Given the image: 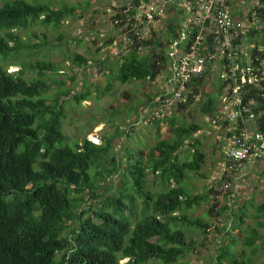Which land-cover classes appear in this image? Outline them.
I'll list each match as a JSON object with an SVG mask.
<instances>
[{"label":"trees","instance_id":"trees-1","mask_svg":"<svg viewBox=\"0 0 264 264\" xmlns=\"http://www.w3.org/2000/svg\"><path fill=\"white\" fill-rule=\"evenodd\" d=\"M174 5L170 9L183 11L180 4ZM75 12L74 5L54 8L28 0H0V264H174L196 246L187 240L186 227L200 230L202 241L208 240L205 235L211 224L192 218L188 210L207 202L210 194L215 203L208 214L220 216L227 211L231 223L217 218L215 247L207 264H256L252 256L264 247V219L257 220L264 214V203L257 205L254 224L242 229L246 205L239 206L236 216L228 201L217 208L216 189L193 194L187 187L192 174L202 175L206 155L194 135L201 125L196 121L178 123L177 113L202 91L204 77L191 80L186 102L171 107L163 117L158 113L169 111L167 108L153 114L155 142L146 151L126 149L122 165L116 154L109 157L111 138L105 143L87 137L68 142L62 129L60 97L49 102L45 94L49 85L42 78L43 69H52V63L41 61L7 71L5 59L11 54L45 44H24L17 30L35 21L57 26ZM131 13L133 9L129 13L119 9L112 19L121 20L115 24L122 26ZM177 18L167 21L163 42L154 39V32L146 38L129 33L133 42L129 51L122 52L124 59L117 65L114 79L121 83L154 80L161 70H167V82L172 75L168 49L178 37L182 16ZM140 46L149 52L140 53ZM252 54L264 59V42L262 50L253 48ZM72 61L81 65L88 59L77 53ZM28 68L36 69L39 76L26 78ZM212 85L214 90L205 93L200 105L209 122L216 117L223 87L216 81ZM164 92L152 93L148 105L162 106ZM88 94L76 93L74 98L79 102ZM249 94L257 100L254 109H263L257 90L251 88ZM164 121L169 126L167 136L159 132ZM257 126L264 130V114ZM185 145L188 154L181 158L178 153ZM114 176L119 179L118 187ZM224 180L222 176L219 186ZM235 227H239V236L232 233ZM239 242L242 246L234 249Z\"/></svg>","mask_w":264,"mask_h":264},{"label":"rangeland","instance_id":"rangeland-1","mask_svg":"<svg viewBox=\"0 0 264 264\" xmlns=\"http://www.w3.org/2000/svg\"><path fill=\"white\" fill-rule=\"evenodd\" d=\"M28 1L31 3H47L54 8L63 5H74L76 12L66 16L57 26L35 21L33 24L17 30L24 44H33L34 46L38 43L45 44L40 47L21 48L17 53L11 54L5 59L7 71H18L21 67L29 64L36 66L41 61L52 63V69H43L44 77L42 78L49 85V89L45 94L48 96L49 102H53L56 97H60L59 103L62 105L63 112L62 129L68 138V142L81 141L83 137H87L93 142L105 143L111 138L109 157L116 154L122 165H125L126 159L123 152L126 149H143L146 151L156 140L155 124L152 118L157 112H160L159 108H161V106L154 108V106L148 105V97L166 87L167 70H161L154 80H134L126 83L116 81L114 79L116 67L124 59L121 40L123 36L129 35V33L136 34L139 32L140 37L146 38L148 33L152 34L154 32V39L163 42L167 21L177 16V19L180 20L182 12L179 13L176 9H168L171 8L168 7L163 17L150 22L145 27L133 24L129 27L130 24H126V22L122 26H116L115 23L118 24L121 20L116 21L112 17L118 13L119 9H122L123 12L128 9L135 10L137 5L134 3L135 0ZM130 18L129 15L125 20L129 21ZM259 32L257 38L263 42L264 37L261 29ZM110 38H112L111 43L108 42ZM252 41L251 38H248L244 42L243 47L245 50L254 48ZM161 48L166 49L164 45ZM138 50L142 54L149 52V49L143 46L138 47ZM77 53L86 57L88 59L87 63L78 65L73 62L72 58ZM36 71V69L28 68L24 76L26 78H37L39 75ZM108 85H111L110 88H108ZM67 89L69 92L62 94V91ZM201 89L202 91L195 96V99L191 101L186 109L177 113L178 123L196 121L201 125V130L195 132L194 135L201 140V149L206 157L201 168L202 175L192 174L186 180L187 187L193 194H205L211 189H216L219 192L221 186H219V182L225 169L226 140L224 134L217 123L209 122V119L203 116L200 111L205 93L214 90L212 82L206 80ZM86 91L89 94L85 99L82 98L78 102L74 98L76 93H85ZM167 110L169 111L163 109V112L158 113V116L163 117L166 115L165 113L169 114L170 108H167ZM159 132L162 136L169 134L167 122L160 123ZM178 154L181 158L186 157L188 154L187 146H183ZM242 177L243 188L232 182L234 183L232 188L235 189L237 195L241 192V197L244 194L246 195L244 188L247 191L249 185L254 181L258 182L259 185L262 184L256 179L258 178L256 171L248 172ZM259 179L264 180V176ZM99 181L101 183V180ZM244 182L246 183L243 184ZM114 183L118 187L119 179L115 178ZM237 199L228 203L231 204V209L236 216L239 213L238 208L240 205L238 206V202L241 198ZM218 200L217 208L226 204V200H221V198ZM261 201H264V196ZM261 201L259 197L254 196L253 204H248L246 207L247 214L256 213V205ZM214 203L213 196L210 194L207 202L198 208L193 206L192 209L188 210V214L192 218H202L211 224L205 235L208 240L202 241L203 235L200 230L186 227L187 240H192L196 246L192 253L188 252L186 256L180 258L174 264L209 263L215 247L212 241H215L214 226L217 218L222 219L225 223H231V217L226 218L227 211L220 216L215 212L208 214V208ZM251 215L246 216L245 223L241 226L242 229L247 224H254ZM261 219H264L263 213ZM241 246L239 242L234 249L238 250ZM261 256V253L252 256L256 264H264V260L260 259ZM123 262H125V259L121 261V263ZM147 264L161 263L151 261Z\"/></svg>","mask_w":264,"mask_h":264},{"label":"built area","instance_id":"built-area-1","mask_svg":"<svg viewBox=\"0 0 264 264\" xmlns=\"http://www.w3.org/2000/svg\"><path fill=\"white\" fill-rule=\"evenodd\" d=\"M171 2L173 0H141L134 13L129 14V21L125 22L130 24L129 27L132 24L145 27L163 17ZM229 3L230 0H180L182 20L178 37L168 49L172 75L166 82L161 108L186 102L190 82L196 77L223 85L213 119L226 140L222 175L225 180L218 198L231 202L236 193L232 182L242 175L248 161L264 156V130L257 126L264 108L256 111L257 100L249 94L254 88L264 101V59L253 56L252 49L248 52L244 49L247 22L230 12ZM263 3L264 0H256L255 5L258 7ZM256 13L254 9L253 14ZM131 34L122 37V51H129L133 42Z\"/></svg>","mask_w":264,"mask_h":264},{"label":"crops","instance_id":"crops-1","mask_svg":"<svg viewBox=\"0 0 264 264\" xmlns=\"http://www.w3.org/2000/svg\"><path fill=\"white\" fill-rule=\"evenodd\" d=\"M256 0H230V12L237 16V17H243L245 18L246 22H247V28H246V32L243 36V41L245 42L246 40H248V38H251L253 41L252 45L254 46V48L256 49H262L263 48V42L260 40H258V35L260 34L259 30L261 29L263 37H264V3L259 5L258 7H256L255 5ZM172 3V4H171ZM170 3V7H176L174 4L177 3L179 4V0H173V2ZM178 6V5H177ZM179 7V6H178ZM175 9V8H174ZM254 9H256L257 13L254 15L253 11ZM264 40V39H263ZM251 51L250 49L246 50V52ZM254 166V167H253ZM256 171L257 173V181H260V184L258 182H253L249 185V188L246 189L244 188V191L246 193V195L244 194L241 197V192L238 193V195L235 196V198H241L238 202V206L241 205H248V204H253V200H254V196H256V198H260V201L263 199L264 196V180H261L259 178H261V176H264V156L259 157L258 159H253L251 161H248L245 164L244 170L241 173L242 175L240 177H238V179L235 181V184L238 186L240 185L241 188H243L242 186V176L247 174L248 172H253ZM242 177V178H241ZM241 178V179H240ZM246 182H244L243 184H245ZM237 194V193H236ZM263 194V195H262ZM261 203H264V201ZM260 204V203H258ZM257 204V205H258ZM256 205V204H255ZM256 205V206H257ZM247 209V208H245ZM245 217L246 218L247 215H251V214H247L245 213ZM255 213H253L251 216L254 219L253 215ZM262 216V215H261ZM261 216L257 218V220H262ZM255 221V219H254ZM232 233L234 235L239 236V228L235 227L232 230ZM264 235V234H263ZM225 236V234H224ZM223 240V239H222ZM261 258L264 260V247L261 250ZM260 256V255H259Z\"/></svg>","mask_w":264,"mask_h":264}]
</instances>
